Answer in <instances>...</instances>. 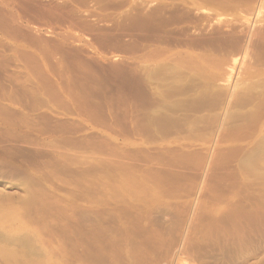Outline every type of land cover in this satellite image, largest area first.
<instances>
[{
	"label": "rangeland",
	"instance_id": "374dc122",
	"mask_svg": "<svg viewBox=\"0 0 264 264\" xmlns=\"http://www.w3.org/2000/svg\"><path fill=\"white\" fill-rule=\"evenodd\" d=\"M41 1L0 0V264H264L261 1Z\"/></svg>",
	"mask_w": 264,
	"mask_h": 264
},
{
	"label": "bare ground",
	"instance_id": "6f19581e",
	"mask_svg": "<svg viewBox=\"0 0 264 264\" xmlns=\"http://www.w3.org/2000/svg\"><path fill=\"white\" fill-rule=\"evenodd\" d=\"M16 1H17V0H16ZM18 1L21 3L19 7L22 6L21 8L23 9V12L26 13V14H28V13L31 12V10H34V9H35V6H38V2H37V1H39V0H18ZM44 1H45V0H44ZM44 1H43V2H44ZM50 1H51V0H50ZM77 1H78V0H77ZM92 1H93V0H92ZM115 1H117V0H115ZM123 1H124V0H123ZM123 1H121V0L118 1V2H117L118 5L123 4V6H124V3H125L127 0H125V2H123ZM178 1H179V3H177V4H178V7H179L180 9H179V8H178V9L176 8V10H182V11H183V16L181 17L182 19H190V18H192V17L194 16V13H195L193 10H197V11H200V10H201V11H203V12L205 13L204 16L207 17L206 19L208 20V18H209L210 16H212L211 14H213V13H218L219 11H227V12H228V11H233V13H234V11H236L237 9H240V10H241V9L245 8V7H243V8L241 7V6H242V2H243V0H190V1H188V0H178ZM246 1H248V0H246ZM251 1H253V0H251ZM256 1H257V0H256ZM260 1H261V3H262V6H264V0H260ZM3 2H4V1H3ZM41 2H42V1H41ZM43 2H42V3H43ZM75 2H76V1H75ZM78 2H80V0H79ZM86 2H87V1H86ZM119 2H120V3H119ZM134 2H135V1H134ZM0 3H1V2H0ZM87 3H88V2H87ZM117 3H116V4H117ZM139 3H141V2H139ZM139 3H138L136 6H138ZM148 3H149V2H148ZM244 3L247 4V2H244ZM249 3H250V2H249ZM249 3H248V4H249ZM257 3H258V2H257ZM17 4H18V3H17ZM17 4H15V5H17ZM46 4H47V3H46ZM79 4H80V3H79ZM89 4H90V3H89ZM92 4H93V3H92ZM116 4H115V5H116ZM132 4H134V3L132 2ZM144 4H146V3H144ZM144 4L142 3V4H140V5H141V6H142V5L144 6ZM174 4H176V3H174ZM55 5H56V4H55ZM58 5H59V4H58ZM58 5H57V7L59 8ZM80 5H81V4H80ZM82 5H84V4H82ZM157 5H158V4H157ZM171 5H172V4H171ZM39 6H40V5H39ZM48 6H49V5H48ZM48 6H46V7H48ZM50 6H52V5H50ZM88 6H90V5H88ZM123 6H122V7H123ZM136 6H135V8H136ZM146 6H147V5H146ZM159 6H160V5H159ZM159 6H158V7H159ZM161 6H162V5H161ZM173 6L176 7L177 5H173ZM248 6H249V5H248ZM16 7H18V5H17ZM19 7H18V8H19ZM40 7H41V6H40ZM40 7H39V8H40ZM46 7H45V8H46ZM52 7H53V6H52ZM57 7H56V8H57ZM63 7H64V6H63ZM73 7H74V6H73ZM91 7H92V5H91ZM95 7H96V6H95ZM108 7H110V6H108ZM132 7H133V6H132ZM151 7H152V5H151ZM21 8H20L19 10H21ZM39 8L37 7V9H39ZM48 8H49V7H48ZM65 8H66V7H65ZM70 8H72V7L70 6ZM97 8H98V6H97ZM99 8L102 9V7H99ZM111 8H112V7H111ZM114 8H115V6H114ZM135 8H134V9H135ZM138 8H139V7H138ZM141 8H142V7H141ZM152 8H153V7H152ZM152 8H151V10H152ZM159 8H160V7H159ZM159 8H158V9H159ZM4 9H5V8H4ZM10 9H11V8H10ZM10 9H9V10H10ZM15 9H16V8H15ZM37 9H36V10H37ZM42 9H44L43 6H42ZM46 9H47V8H46ZM49 9H50V8H49ZM49 9L47 10V12L49 11ZM53 9H54V8H53ZM74 9H75V8H74ZM107 9H108V8H107ZM136 9H137V8H136ZM142 9H143V8H142ZM142 9H141V10H142ZM153 9H154V8H153ZM158 9H157V10H158ZM162 9H163V8H162ZM169 9H170V8H169ZM1 10H3V9H1ZM64 10H65V9H64ZM103 10H105V8H104ZM139 10H140V8H139ZM145 10H146V9H145ZM145 10H144V11H145ZM155 10H156V9H155ZM159 10H161V9H159ZM159 10H158V11H159ZM37 11L42 13L41 9H39V10H37ZM51 11L54 12L56 15H58V11H60V10H57V13H56V10H52V8H51ZM62 11H63V10H62ZM74 11H75V10H74ZM74 11H73V12H74ZM130 11H131V9H130ZM173 11H174V9H173ZM7 12H8V11H7ZM9 12H10V11H9ZM19 12H20V11H19ZM43 12H44V10H43ZM47 12H46V13H47ZM134 12H135V11H134ZM142 12H143V11H142ZM147 12H148V11H147ZM147 12H144V13H147ZM155 12H156V11H155ZM160 12H161V11H160ZM175 12H176V13H179V11H178V12L175 11ZM0 13H1V12H0ZM10 13H11V14L14 13V14L11 15ZM10 13H9V15H8L7 18H8L9 21L11 20L12 23H14V22H16V21H18V20L23 19V16H22V14H21L22 11H21L20 13H18V12H16V11H14V12H10ZM34 13H35V12H34ZM41 13H40V14H41ZM49 13H50V12H49ZM63 13H64V12H63ZM63 13H59V15H60V14L62 15ZM91 13H92V12H91ZM123 13H124V12H123ZM129 13H131V12H129ZM137 13H139V12H137ZM137 13H135V16L138 15ZM144 13H142L143 16H144V15H145V16H147V15H148V16L151 15V14H147V15H146V14H144ZM150 13H152V12H150ZM167 13H168V10H167ZM169 13H170V12H169ZM172 13H173V12H172ZM176 13H175V14H176ZM197 13H198V12H197ZM197 13H195V15H196ZM204 13H202V14H204ZM228 13H229V12H228ZM235 13H236V12H235ZM238 13H239V12H238ZM260 13H261V14H264V11H263V10H259L258 14H260ZM47 14H48V13H47ZM47 14H45V15H47ZM50 14H51V13H50ZM50 14H49V15H50ZM52 14H53V13H52ZM52 14H51V15H52ZM66 14H67V12H66ZM66 14H64V15H66ZM68 14H69V13H68ZM92 14H94V13H92ZM112 14H113V13H112ZM152 14H153V13H152ZM157 14H158V12H157ZM179 14H180V13H179ZM236 14H237V13H236ZM23 15H24V14H23ZM29 15H30V14H29ZM42 15H44V14H42ZM59 15H58V16H59ZM64 15H63V16H64ZM76 15H77V14H76ZM142 15H141V16H142ZM159 15H160V14H159ZM180 15H181V14H180ZM180 15H179V16H180ZM213 15H214V14H213ZM240 15H241V13H240ZM36 16H37V15H36ZM53 16H54V15H53ZM85 16H86V15H85ZM89 16H91V15H89ZM94 16H95V15H94ZM114 16H115V15H114ZM124 16H125V14H124ZM128 16H129V15H128ZM133 16H134V15H133ZM133 16H132V17H133ZM135 16H134V18H135ZM141 16H140V17H141ZM143 16H142V17H143ZM145 16H144V17H145ZM148 16H147V17H148ZM177 16H178V15H177ZM201 16H202V15H201V13H200V18H201ZM204 16L202 17L203 19H204ZM241 16H242V15H241ZM256 16L258 17L259 15H256ZM25 17H26V15H25ZM28 17H29V16H28ZM28 17H27V18H28ZM31 17H33V16H31ZM38 17H39V16H38ZM55 17H56V16H55ZM59 17H60V16H59ZM59 17H57V19H61V18H62V20H64L63 17H61V18H59ZM68 17H69V16H67L66 18H68ZM73 17H74V14H73ZM75 17H76V16H75ZM83 17H84V16H83ZM106 17H107V16H106ZM126 17H127V16H126ZM142 17H141V18H142ZM149 17H150V16H149ZM149 17H148V19H150ZM153 17H154V16H153ZM156 17H157V15L155 16V18H156ZM164 17H165V16H164ZM170 17H172V16H170ZM197 17L199 18L198 15H196V19H197ZM260 17H261V16H260ZM4 18H6V17H4ZM7 18H6V19H7ZM64 18H65V17H64ZM136 18H137V17H136ZM138 18H139V15H138ZM151 18H152V17H151ZM168 18H169V17H168ZM168 18H167V19H168ZM173 18H175V19L177 20V18H176L175 15H173V17H172L171 20H173ZM200 18H199V20H200ZM210 18H211V17H210ZM246 18H247V17H246ZM29 19H30L29 21L33 20V19H31V18H29ZM34 19H35V18H34ZM51 19H52V18H51ZM112 19H113V18H112ZM114 19H115V17H114ZM122 19H123V17H122ZM129 19H130V17H129ZM129 19H128V20H129ZM139 19H140V18H139ZM142 19H143V18H142ZM142 19H141V20H142ZM145 19H146V17H145ZM148 19H147V20H148ZM182 19H181V20H182ZM192 19H194V18H192ZM192 19H190V20H192ZM196 19H195V20H196ZM219 19H220V18H219ZM224 19H226V18H224ZM227 19H228V18H227ZM231 19H233V18H231ZM235 19H236V18H235ZM248 19H249V18H248ZM35 20H36V19H35ZM37 20H38V19H37ZM54 20H55V19H54ZM85 20H86V19H85ZM108 20H111V19H108ZM130 20H131V19H130ZM135 20H136V19H135ZM135 20H134V21H135ZM137 20H138V19H137ZM153 20H154V19H153ZM162 20H163V19H162ZM162 20H161V21H162ZM169 20H170V19H169ZM176 20H175V21H176ZM179 20H180V19H179ZM179 20H178V21H179ZM190 20H189V21H190ZM221 20H222V19H221ZM236 20H238V19H236ZM1 21H2V20H0V22H1ZM22 21H23V20H22ZM22 21H20V23H21ZM57 21H58V20H57ZM68 21H69V19H68ZM90 21H91V20H90ZM99 21H101V20H99ZM102 21H103V20H102ZM120 21H121V20H120ZM156 21H157V20H156ZM156 21H155V22H156ZM159 21H160V20H159ZM165 21H166V17H165ZM167 21H168V20H167ZM167 21H166V22H167ZM186 21H188V20H186ZM189 21H188V22H189ZM200 21H202V20H200ZM218 21H219V20H218ZM227 21H228V20H227ZM229 21H230V19H229ZM231 21H232V20H231ZM231 21H230V22H231ZM233 21H234V20H233ZM248 21H249V20H248ZM2 22H3V21H2ZM63 22H64V21H63ZM72 22H73V21H72ZM76 22H77V21L75 20V25H77ZM83 22H84V21H83ZM86 22H87V21H86ZM121 22H122V21H121ZM121 22H120V23H121ZM123 22H124V21H123ZM123 22H122V23H123ZM132 22H133V20H132ZM136 22H137V21H136ZM148 22H149V21H148ZM150 22H151V21H150ZM172 22H173V21H172ZM179 22H180V21H179ZM198 22H199V21H198ZM244 22H245V21H244ZM254 22H255V21H254ZM37 23H38V22H37ZM79 23H80V22H79ZM79 23H78V24H79ZM97 23H98V22H97ZM106 23H107V21H106ZM111 23H113V22H111ZM122 23H121V24H122ZM129 23H130V22H129ZM137 23H138V22H137ZM151 23H152V22H151ZM159 23H160V22H159ZM162 23H163V22H162ZM174 23H175V22H174ZM174 23H173V24H174ZM216 23H217V22H216ZM224 23H225V21L223 20V25L221 24L222 27L226 25V23H225V24H224ZM234 23H236V22H234ZM234 23H233V24H234ZM255 23H256V22H255ZM255 23H254V25H256ZM4 24H6V23H4ZM21 24H23V22H22ZM33 24H35V23H33ZM68 24H69V23H68ZM71 24H72V23H71ZM73 24H74V23H73ZM80 24H81V23H80ZM93 24H95V23H93ZM115 24H117V21H116ZM131 24H132V23H131ZM134 24H136V23H134ZM160 24H161V23H160ZM160 24H159V25H160ZM169 24H170V22H169ZM187 24H188V23H187ZM187 24H186V26H185L186 28L188 27ZM218 24H219V23H218ZM227 24H229V22H228ZM230 24H231V23H230ZM243 24H244V23H243ZM246 24H247V23H246ZM262 24H264V23H262ZM1 25H2V23H1ZM7 25H9V24H7ZM82 25H83V24H82ZM110 25H111V24H110ZM113 25H114V24H113ZM125 25H127V24L124 23L123 26L125 27ZM129 25H130V24H129ZM132 25H133V24H132ZM137 25H138V24H137ZM207 25H208V24H207ZM234 25H236V24H234ZM234 25H233L231 28H229V27L227 26L226 28H228V29H230V30H229V31L226 30V31H227V32H230V31L232 32V29H233ZM239 25H240V24H239ZM250 25H251V24H250ZM250 25H249V28H250ZM257 25H258V24H257ZM2 26H3V25H2ZM16 26H17V25H16ZM27 26H28V25H27ZM27 26H26V27H27ZM69 26H70V25H69ZM100 26H101V25H100ZM111 26H112V25H111ZM116 26H117V25H116ZM140 26H141V25H140ZM157 26H158V24H157ZM161 26H162V25H161ZM200 26H201V25H200ZM216 26H218V25H216V24L213 25V28H214V27L216 28ZM230 26H231V25H230ZM236 26H237V25H236ZM262 26H263V25H262ZM9 27H10V26H9ZM12 27H13V26H12ZM12 27H11V28H12ZM74 27H75V26H74ZM76 27H77V26H76ZM79 27H80V26H79ZM97 27H99V26H97ZM104 27H105V23H104ZM104 27H103V28H100V29H103V30H104ZM114 27H115V25L113 26V28H114ZM130 27H131V26H130ZM132 27H133V26H132ZM138 27H139V26H138ZM164 27H165V26H164ZM166 27H167V26H166ZM196 27H197V26H196ZM204 27H205V26H204ZM237 27H238V26H237ZM237 27H234V29H235V28L237 29ZM242 27H243V25H242ZM245 27H246V26H245ZM252 27H253V26H252ZM260 27H261V25H260L259 27L257 26L256 29H259ZM7 28H8V27H7ZM13 28H16V27H13ZM13 28H12V29H13ZM18 28H19V29H22V28H20V27H18ZM82 28H84V27H82ZM89 28H90V27H89ZM91 28H92V24H91ZM121 28H122V27H121ZM125 28H127V26H126ZM125 28H124V29H125ZM178 28H180V27H178ZM207 28H208V27H207ZM219 28H221L220 25H219ZM243 28H244V27H243ZM247 28H248V25H247ZM253 28H255V27H253ZM84 29H85V28H84ZM96 29H97V28H96ZM114 29H115V28H114ZM114 29H112V30L114 31ZM132 29H135V28H132ZM180 29H181V28H180ZM183 29H184V28H183ZM190 29H192V28H190ZM195 29H197V28H195ZM201 29H205V28L202 27ZM208 29H209V28H208ZM222 29H223V28H222ZM234 29H233V30H234ZM263 29H264V28H263ZM13 30H16V31H17V29H13ZM85 30H86V29H85ZM93 30H94V29H93ZM97 30H98V29H97ZM110 30H111V28H110ZM112 30H111V31H112ZM125 30H126V29H125ZM157 30H158V29H157ZM160 30H161V28H160ZM173 30H174V28H173ZM177 30H178V29H177ZM186 30H187V29H186ZM186 30L184 29V31H186ZM188 30H189V29H188ZM188 30L186 31V35H191V37H190V36H187V37H189V38H187V41L185 40V36H184V34H181L180 36H181V37L183 36L182 39H184L185 42H188V40H189L190 43H191V39L194 40V39H195V36H193L194 33H193V34H188V33H189ZM197 30H198V29H197ZM239 30H240V29H239ZM239 30H236V31H239ZM242 30H243V29H242ZM247 30H248V29H247ZM251 30H252V29H251ZM254 30H255V29H254ZM254 30L252 31L253 33H254ZM260 30H261V29H260ZM11 31H12V30H11ZM18 31H19V30H18ZM20 31H21V30H20ZM22 31H23V30H22ZM100 31H101V30H100ZM100 31H99V32H100ZM104 31L106 32V30H104ZM111 31H110V32H111ZM154 31H155V29H154ZM162 31H163V30H162ZM165 31H167V30H165ZM180 31H181V33H183L182 30H180ZM201 31H202V30H201ZM209 31H210V30H209ZM212 31H213V30H212ZM215 31L219 33L221 30H220V31L215 30ZM215 31H213V33H215ZM223 31H225V30H223ZM255 31L257 32V30H255ZM261 31H262V33L264 32L263 30H261ZM261 31H260V32H261ZM12 32H15V31H12ZM12 32H11V33H12ZM25 32H26V31H25ZM88 32H89V31H88ZM155 32H156V31H155ZM173 32H174V31H173ZM173 32H172V33H173ZM175 32H176V31H175ZM187 32H188V33H187ZM195 32H196V31H195ZM203 32H205V31H202V33H201V37H200V34L198 35V36L200 37V39H198V36L196 37L197 40L200 41V44H201L203 47H204V45H206L207 43H209L210 46H212V44H213L214 47H215V45H216V47H217L218 44H219V46H220V44H222L221 46H223V43H220V42H219L218 44H216V43H215V44H214V43H210V42H211V39H212V36L210 35V34H212V33H210V32H208V33H210V34H209V35H210V37H209L210 40L207 38V37H208V36H207L208 33H207V32L205 33V34H207V35H206L207 37H206V36H205V37H206L210 42H209L206 38H205V39H206V40H205V39H204V36H202V35H204ZM241 32H243V31H241ZM244 32H245V31H244ZM244 32H243V34H244ZM247 32H249V31H247ZM260 32H258V33H260ZM16 33H17V32H16ZM16 33H15V34H16ZM27 33H28V32H27ZM27 33H26V34H27ZM94 33H95V32H94ZM96 33H97V32H96ZM157 33H158V32H157ZM165 33H166V32H165ZM176 33H177V32H176ZM221 33H222V31H221ZM221 33H220V34H221ZM224 33H225V32H224ZM235 33H236L235 31H234V33L232 32V34H235ZM237 33H239L240 35L242 34V33H240V32H237ZM258 33H257V34H258ZM42 34H43V33H42ZM42 34H41L40 36H42ZM67 34H68V33H67ZM105 34H106V33H105ZM159 34H160V33H159ZM167 34H168V33H167ZM178 34H180V33H178ZM197 34H198V33H197ZM216 34H217V33H216ZM216 34H215V35H216ZM220 34H217V35H220ZM232 34H231V36H232ZM246 34H247V33H245V36H246ZM254 34L256 35L255 37L257 38V34H256V33H254ZM260 34H261V33H260ZM16 35H17V34H16ZM18 35H19V33H18ZM18 35H17V36H18ZM24 35H25V34H24ZM93 35H94V34H93ZM153 35H155V34H153ZM153 35H152V36H153ZM173 35H174V34H173ZM175 35H176V34H175ZM217 35H216V36H217ZM222 35H223V33H222ZM222 35H221V36H222ZM227 35H229V37H227V39L230 38V34H229V33H228V34L225 33L222 37H225V36H227ZM235 35H236V34H235ZM235 35H233V36H235ZM251 35H252V33H251ZM251 35H250V36H251ZM21 36H22V35L20 34V37H21ZM28 36H29V35H28ZM96 36H97V35H96ZM101 36H102V35H101ZM103 36H104V35H103ZM105 36H106V35H105ZM167 36H168V35H167ZM192 36H193V37H192ZM213 36H214V34H213ZM221 36H220V37H221ZM236 36H237V35H236ZM250 36H249V37H250ZM258 36H259V35H258ZM260 36H262V35H260ZM30 37H31V36H30ZM30 37H29V38H30ZM75 37H76V36H75ZM94 37H95V36H94ZM94 37H93V38H94ZM110 37H111V36H110ZM113 37H114V36H113ZM160 37H161V36H160ZM181 37H180V38H181ZM222 37H221V38H222ZM238 37H239V38H240V37L242 38V37H244V36L241 35V36H238ZM247 37H248V35H247ZM249 37H248V38H249ZM253 37H254V36H253ZM262 37H263V36H262ZM24 38H26V37H24ZM27 38H28V37H27ZM29 38H28V40H29ZM98 38H99V36H98ZM115 38H116V37H114V39H115ZM148 38H149V37H148ZM151 38H152V37H151ZM155 38H156V37H155ZM174 38L176 39V37H174ZM202 38H203L204 41L201 42V39H202ZM216 38H217V37H216ZM241 38L239 39V44L241 43V41H242V39H243V38H242V39H241ZM250 38H251V37H250ZM250 38H249V40L253 39V38H251V39H250ZM256 38L254 39V41L256 40ZM263 38H264V37H263ZM263 38H262L261 40L264 41ZM21 39H22V38H21ZM31 39H32V38H31ZM56 39H57V38H56ZM61 39H62V38H61ZM111 39H112V38H111ZM140 39H141V38H140ZM163 39H164V38H163ZM175 39H172V40H175ZM222 39H223V38H222ZM232 39H233V41H234V38H233V37H232ZM258 39H259V37H258ZM258 39H257L256 41H258ZM34 40H36V39H34ZM73 40H74V39H73ZM96 40H97V39H96ZM99 40H100V39H99ZM99 40H97V41H99ZM104 40H105V38H104ZM109 40H110V39H109ZM132 40H133V39H132ZM146 40H148V39H146ZM176 40L179 41V39H176ZM184 40H183V41H184ZM197 40H196V41H197ZM214 40H215V39H214ZM214 40H213L212 42H215ZM217 40H218V38L216 39V41H217ZM219 40H220V38H219ZM36 41H37V40H36ZM42 41H43V40H42ZM94 41H95V40H94ZM111 41H112V40H111ZM123 41H124V40H123ZM165 41H167V40L165 39ZM165 41H164V42H165ZM199 41H198V43H199ZM220 41H221V40H220ZM225 41H226V40H225ZM228 41H229V39H228ZM235 41H237V40L235 39ZM256 41H255V43H256ZM259 41H260V40H259ZM31 42H32V41H31ZM56 42H57V40H56ZM61 42H62V41H61ZM101 42H102V41H101ZM101 42L99 41V43H101ZM104 42H106V41H104ZM131 42H132V41H131ZM159 42H160V40H159ZM169 42H170V40H169ZM194 42H195V40H194ZM217 42H218V41H217ZM222 42H224V41L222 40ZM251 42H253V41H251ZM37 43H38V42H37ZM95 43H97V42L95 41ZM102 43H103V42H102ZM106 43H107V42H106ZM114 43H116V42L114 41ZM117 43H118V42H117ZM160 43H161V42H160ZM165 43H166V42H165ZM175 43H176V42H175ZM178 43H179V42H178ZM181 43H182V41H181ZM183 43H184V42H183ZM192 43H193V41H192ZM224 43H225V42H224ZM226 43H228V42H226ZM232 43H233V42H232ZM255 43H254V44H255ZM257 43H258V42H257ZM260 43H261V42H259L258 44L260 45ZM39 44H40V43H39ZM60 44H61V43H60ZM63 44H65V43H63ZM66 44H67V43H66ZM128 44H129V43H128ZM162 44H163V43H162ZM171 44H172V43H171ZM171 44H170V45H171ZM184 44H185V43H184ZM187 44H188V43H187ZM187 44H186V45H187ZM193 44L196 45L197 43H193ZM193 44H192V45H193ZM200 44H199V45H200ZM233 44H235V43H233ZM233 44H232V45H233ZM239 44H237V45H239ZM247 44H248V43H247ZM251 44H253V43H251ZM263 44H264V42H263ZM263 44H262V45H263ZM36 45H37V44H36ZM36 45H35V46H36ZM41 45H42V44H41ZM43 45H44V44H43ZM43 45H42V46H43ZM71 45H72V44H71ZM111 45H113V44H111ZM116 45H117V44H116ZM123 45H124V44H123ZM129 45H130V44H129ZM163 45H164V44H163ZM176 45H178V44H176ZM201 45H200V46H201ZM224 45H225V44H224ZM226 45H228V44H226ZM229 45H230V44H229ZM259 45H258V46H259ZM42 46H41V48H42ZM140 46H141V45H140ZM168 46H169V45H168ZM182 46H183V45H182ZM184 46H185V45H184ZM202 46H201V47H202ZM207 46H208V44H207ZM207 46H206V47H207ZM241 46H242V45H241ZM241 46L239 45V47H241ZM248 46H250V45L248 44ZM255 46H256V44H255ZM44 47H46V46H44ZM108 47H109V46H108ZM112 47H113V46H112ZM129 47H130V46H129ZM131 47H132V46H131ZM185 47H187V46H185ZM194 47H196V46H194ZM208 47H209V46H208ZM225 47L228 48L229 46H224V47H222V48H225ZM230 47H231V45H230ZM246 47H247V46H246ZM253 47H254V45H253ZM253 47H252V48H253ZM260 47H261V46H260ZM37 48H39V45L37 46ZM53 48H54V47H53ZM53 48H52V49H53ZM55 48H57V46H55ZM58 48H59V47H58ZM58 48H57V49H58ZM115 48H116V47H115ZM134 48H135V45H134ZM134 48H133V49H134ZM137 48H138V47H137ZM137 48H135V49H137ZM145 48H146V47H145ZM189 48H190V47H189ZM196 48H197V47H196ZM199 48H200V47H199ZM233 48H234V51H236V49H237V51H238V49H239L238 47L236 48L235 45L233 46ZM235 48H236V49H235ZM247 48H249V47H247ZM247 48H246V50H247ZM250 48H251V47H250ZM250 48H249V49H250ZM255 48H256V47H255ZM255 48H254V49H255ZM263 48H264V47H263ZM113 49H114V47H113ZM130 49H131V48H130ZM140 49H141V48H140ZM140 49H139V50H140ZM161 49H162V48H161ZM203 49H204V48H203ZM228 49L230 50V48H228ZM231 49H232V48H231ZM242 49H243V48H242ZM254 49H253V50H254ZM20 50H21V49H20ZM47 50H48V49H47ZM61 50H62V49H61ZM131 50H132V49H131ZM167 50H169V49L167 48L166 51H167ZM199 50H200V49H199ZM201 50H202V49H201ZM219 50H220V48H219ZM222 50L224 51V49H222ZM226 50H227V49H226ZM260 50H261V49H260ZM260 50L258 49V51H260ZM57 51L59 52V50H57ZM136 51H138V50H136ZM171 51H172V49H171ZM189 51H190V50H189ZM202 51H204V50H202ZM216 51H217V50H216ZM231 51H232V50H231ZM231 51H230V52H231ZM249 51H250V50H249ZM19 52H20V51H19ZM27 52H28V51H27ZM27 52H26V53H27ZM29 52H30V51H29ZM41 52L43 53V51H41ZM44 52H45V51H44ZM47 52H50V51H47ZM193 52H194V51H193ZM193 52H191V53L193 54ZM213 52H215V51H213ZM251 52H252V51H251ZM22 53H23V52H22ZM165 53H166V52H165ZM231 53H232V52H231ZM234 53H235V52H234ZM244 53H245V52H244ZM247 53L249 54L248 51H247ZM247 53H245V54H247ZM254 53H257V52H254ZM27 54H29V53H27ZM31 54H32V53H30V55H31ZM33 54H34V53H33ZM43 54H44V53H43ZM55 54H56V53H55ZM163 54H164V53H163ZM166 54H167V53H166ZM224 54H226V53H224ZM228 54H230L229 51H228ZM250 54H251V53H250ZM47 55H48V54H47ZM207 55H209V54H207ZM243 55H244V54H243ZM251 55H252V54H251ZM260 55H261V54H260ZM34 56H35V54H34ZM45 56H46V55H45ZM198 56H199V55H198ZM216 56H217V55H216ZM247 56H248V55H247ZM20 57H21V53H20ZM28 57H30V56H28ZM32 57H33V56H32ZM50 57H51V56H50ZM50 57H49V58H50ZM52 57H53V56H52ZM52 57H51V58H52ZM91 57H92V56H91ZM211 57H212V56H211ZM214 57H215V56H214ZM236 57H237V56H236ZM236 57H235V58H236ZM238 57H239V56H238ZM252 57H253V55H252ZM257 57H258V56H257ZM26 58H27V56H26ZM34 58L37 59L38 57H37V58L34 57ZM61 58H62V57H61ZM61 58H59V59L61 60ZM235 58H234V59H235ZM246 58H247V57H246ZM254 58H255V57H254ZM261 58H263V57L261 56ZM261 58H260V60H261ZM38 59H39V58H38ZM38 59H37V60H38ZM79 59H80V58H79ZM95 59H96V57H95ZM198 59H199V58H198ZM203 59L205 60L206 58H203ZM243 59H244V58H243ZM30 60H31V59H30ZM39 60H40V59H39ZM49 60H50V59H49ZM52 60H53V59H52ZM96 60H97V59H96ZM201 60H202V58H201ZM222 60H223V59H222ZM231 60H233V59L231 58ZM245 60H246V59H245ZM249 60H250V59H249ZM249 60H248V61H249ZM258 60H259V58H258ZM50 61H51V60H50ZM79 61H80V60H79ZM214 61H216V60H214ZM218 61H220V60H218ZM248 61H247V62H248ZM98 62H100V60H99ZM120 62H121V61H120ZM235 62H236V61H235ZM251 62H252V61H251ZM92 63H93V62H92ZM136 63H137V62H136ZM181 63H182V62H181ZM37 64H38V63H37ZM63 64H65V63H63ZM80 64H81V62H80ZM121 64H122V63H121ZM121 64H119V65H121ZM160 64H161V63H160ZM160 64H159V65H160ZM100 65H103V64H100ZM113 65H114V64H113ZM113 65H112V66H113ZM115 65H116V64H115ZM115 65H114V66H115ZM143 65H144V64H143ZM146 65H147V64H146ZM157 65H158V64H157ZM161 65H162V64H161ZM170 65H171V64H170ZM172 65H173V64H172ZM40 66H42V65H39V67H40ZM61 66H62V65H61ZM116 66H118V65H116ZM147 66H148V65H147ZM149 66H150V65H149ZM162 66H163V65H162ZM162 66H160V67H162ZM168 66H169V65H168ZM97 67H98V66H97ZM158 67H159V66H158ZM166 67H167V66H166ZM41 68H42V67H41ZM93 68H94V67H93ZM99 68H100V67H99ZM148 68H149V67H148ZM140 69H141V68H140ZM145 69H146V68H145ZM149 69H150V68H149ZM156 69H157V68H156ZM156 69H155V70H156ZM159 69H160V68H159ZM161 69H162V68H161ZM138 70H139V69H138ZM138 70H137V71H138ZM155 70L153 69V71H152L151 73L153 74V72H155ZM227 70H229V69H227ZM252 70H253V69H252ZM256 70H257V69H256ZM145 72H146V71H144V73H145ZM138 73H139V72H138ZM148 73H149V72H148ZM151 73H150V74H151ZM152 74H151V75H152ZM140 76H141V74H140ZM148 77H149V76H148ZM149 78H150V77H149ZM151 78H152V77H151ZM145 79H147V77H145ZM27 80H28V79H27ZM147 81H149V80L147 79ZM58 93H59V92H58ZM59 94H60V93H59ZM202 95H204V93H202Z\"/></svg>",
	"mask_w": 264,
	"mask_h": 264
}]
</instances>
